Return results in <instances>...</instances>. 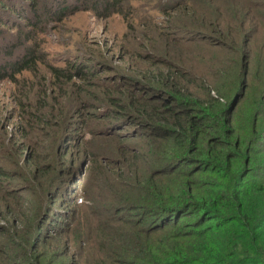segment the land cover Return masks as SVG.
<instances>
[{
	"label": "rangeland",
	"instance_id": "374dc122",
	"mask_svg": "<svg viewBox=\"0 0 264 264\" xmlns=\"http://www.w3.org/2000/svg\"><path fill=\"white\" fill-rule=\"evenodd\" d=\"M18 60L33 61L14 75L8 66ZM1 73L0 196L7 202L15 192L8 201L17 198L27 217L17 230L49 236V256L62 254L65 264L107 263L94 262L113 226L97 204H109L89 199L108 197L111 186L118 193L113 174L124 142L116 136L145 131L120 109V91L162 102L167 89L158 81L173 74L192 99L207 102L220 90L241 134L256 110L264 127V0H0ZM111 115L119 119L109 122ZM125 144L148 150L146 139ZM252 160L264 164V150ZM10 224L0 209V232ZM17 244L27 249L25 240ZM11 248L0 243L14 259Z\"/></svg>",
	"mask_w": 264,
	"mask_h": 264
},
{
	"label": "trees",
	"instance_id": "16d2710c",
	"mask_svg": "<svg viewBox=\"0 0 264 264\" xmlns=\"http://www.w3.org/2000/svg\"><path fill=\"white\" fill-rule=\"evenodd\" d=\"M31 61L19 64L18 60L8 68L20 75ZM0 75V80L6 77ZM179 80L164 74L158 81L167 89L162 102L145 94L134 95L131 87L120 91L127 101L120 102V109L125 115H136L145 131L131 130L116 137L124 143L146 139L148 150L123 143L121 159L114 167L119 173L113 174L118 193L112 194L111 186L108 197L96 193L89 199L93 204H109H97V210L108 226L113 225L102 235L107 245L101 246V256L94 263L264 264V164L252 160L264 150V127L257 110L248 114L249 126L241 134L235 126V109L219 103L220 90L204 102L188 96L186 84L180 85ZM120 100L112 104L117 106ZM115 119L119 118L111 115L109 122ZM38 122L49 121L40 118ZM95 179L100 191L103 180L98 175ZM3 186L0 182V194ZM8 195L7 202L5 195L0 196V209L9 213L11 221L0 232V243L4 240L8 249L16 245L18 253L12 259L0 249V264H15L16 260L19 264H65L64 255L49 256V236L41 239L19 233L18 224L27 217L16 210L17 198L10 203ZM124 225L130 228L126 235ZM43 226L55 230L46 221ZM21 240L28 243L26 250L17 244ZM39 249L44 251L38 253Z\"/></svg>",
	"mask_w": 264,
	"mask_h": 264
}]
</instances>
